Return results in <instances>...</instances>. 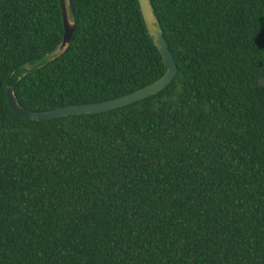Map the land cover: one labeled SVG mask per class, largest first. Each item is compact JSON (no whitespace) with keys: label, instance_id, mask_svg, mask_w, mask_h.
I'll use <instances>...</instances> for the list:
<instances>
[{"label":"trees","instance_id":"16d2710c","mask_svg":"<svg viewBox=\"0 0 264 264\" xmlns=\"http://www.w3.org/2000/svg\"><path fill=\"white\" fill-rule=\"evenodd\" d=\"M177 75L138 0H0V264H264V0H150ZM25 73L24 76L22 74ZM20 79L18 80V78Z\"/></svg>","mask_w":264,"mask_h":264},{"label":"water","instance_id":"95a60500","mask_svg":"<svg viewBox=\"0 0 264 264\" xmlns=\"http://www.w3.org/2000/svg\"><path fill=\"white\" fill-rule=\"evenodd\" d=\"M138 3L147 33L152 38L153 44L161 55L163 64L165 66V73L158 80L131 94L122 96L117 99L98 104L69 106L49 112H29L23 108H20L17 104L12 87L7 86L5 88V96L7 104L11 111L25 120L42 122L57 118H64L68 116L93 115L108 112L111 110L129 106L133 103L154 96L164 90L177 75V67L172 58V54L168 50V45L164 39L162 30L160 29L158 21L153 13L150 0H138ZM59 5L63 26V35L60 44L51 54L46 56L42 61H39L34 65L23 66L22 70H24L25 72H30L32 70L38 69L44 64L54 61L61 54L64 53V51L70 44L74 34L75 24L70 17L67 6V0H59ZM24 75L25 73L22 74V76ZM19 79L20 77L18 78V80ZM257 85L259 87H263L264 78L258 79Z\"/></svg>","mask_w":264,"mask_h":264}]
</instances>
